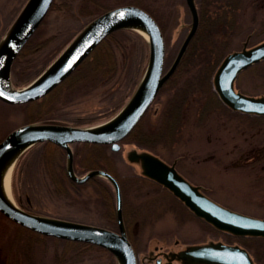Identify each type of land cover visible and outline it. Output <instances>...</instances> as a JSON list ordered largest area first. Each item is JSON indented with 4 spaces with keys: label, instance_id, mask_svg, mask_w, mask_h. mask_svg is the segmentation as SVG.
<instances>
[{
    "label": "rangeland",
    "instance_id": "1",
    "mask_svg": "<svg viewBox=\"0 0 264 264\" xmlns=\"http://www.w3.org/2000/svg\"><path fill=\"white\" fill-rule=\"evenodd\" d=\"M26 1L0 0V40ZM77 1L56 0L57 3L65 2L66 5L60 10L49 11L37 31L36 38L45 39L47 44L26 56L21 64L16 66V74L15 71H11L12 81L15 83L17 80L20 84L19 88L28 85L33 77L52 63L94 16H98L105 9L131 4L135 0H95L82 11L78 9ZM147 2L161 18L167 70L190 29L191 17L184 0H148ZM260 18H264V0H240L236 20L243 25L237 28L232 38L225 41L221 49L222 59L228 53L240 50L245 43L247 46H252L264 40L263 27H260L259 33L254 34L252 38L248 36L251 30L257 27ZM250 27L251 29L248 30ZM130 40L134 44H141L134 36H131ZM128 44L127 50L131 52H128L126 57L122 51L114 52L118 62L117 72L120 70L116 75L113 72L110 76L102 77L100 84L97 82L96 86L90 89L84 88L81 93L75 92V89L73 92L63 91V96L54 108L45 103L43 104L46 108L42 107L41 101L27 107L0 102V141L13 129L28 123V119L31 118L47 117L46 119H54L77 127H92L110 119L129 100L147 65V48L132 49L130 42ZM212 51L219 52V49ZM197 52L198 54L193 53L190 58H186L182 71L188 67L196 74L204 67L202 62L216 61L214 53L211 59L205 54H200L199 45ZM20 66H24L25 69L26 66H30V68L20 72ZM218 66L214 67L211 74L208 71L211 69L209 67L201 77L197 75L198 83L190 90L185 91L183 88L188 84V77L182 71L176 74L167 87H164L166 83L164 84L140 120V129L145 134V138L155 133L156 139H159L152 146L143 147L131 140L122 142L120 149L113 151L106 145L101 149L103 155L97 158L84 145H71L76 171L84 173L89 170L107 169L120 184L126 216H131L133 210L136 215L127 227L139 263L145 257L147 260L148 256L154 255L155 245L165 248L171 246L177 241V235L180 237H178L180 244L204 241L210 244L215 243L216 239L223 238L228 241L232 239L224 237L222 233L214 231L209 225L200 223L188 214L187 209L168 189H159L154 185V181L144 179L139 163L129 161L128 156L133 149L148 150L165 163L173 165L183 178L190 184L204 188L206 191L204 195L221 207L244 216L264 219V117L235 112L224 106L212 84V77ZM199 67L202 68L198 69ZM30 79L31 81L28 82ZM235 88L249 96L264 95V61L239 74ZM182 94L185 97L181 96ZM173 98L180 99L172 107L174 111L179 106V111L175 114L177 120L173 122L175 127L172 133H161L165 129L164 118L171 111L169 106ZM44 114H47L46 117ZM92 157L97 161H87ZM49 158L56 159L60 168L66 163L65 151L50 143L37 144L20 157V162L14 167L11 176V196L14 202L23 210L43 216L116 228V195L113 190V198H110V189L113 188L106 181L101 180L103 185H108L106 186L109 191L108 199L110 205L113 204L114 218L111 220L98 214L96 209L104 211V204L96 198L97 194L92 188L84 190L86 196H91V199L85 203L87 207L79 201L72 203L73 194L68 195L70 184L62 191L65 196H61V193L55 195L49 190L45 191L41 184L46 174L43 166L48 164V167H57ZM88 163L96 164L92 167L88 166ZM44 179L47 185L51 184L49 177ZM72 192L75 193L73 190ZM27 198L31 201L27 202ZM131 210L132 212L129 213ZM6 223L0 224V264H107L109 262L100 253H88L82 261L77 257L72 262L65 261L61 256L64 250L62 244L43 241L34 245L28 238L15 241L18 238V230L11 223ZM243 243L242 247L251 255L253 263L264 264V238H246ZM69 255L71 254L68 252V258H72ZM143 264L155 263L152 260Z\"/></svg>",
    "mask_w": 264,
    "mask_h": 264
},
{
    "label": "water",
    "instance_id": "2",
    "mask_svg": "<svg viewBox=\"0 0 264 264\" xmlns=\"http://www.w3.org/2000/svg\"><path fill=\"white\" fill-rule=\"evenodd\" d=\"M191 17L190 29L176 56L165 69L166 47L158 22L145 9L125 4L106 10L88 22L66 45L56 59L39 73L28 85L19 88L11 77L13 63L28 40L46 18L54 0H27L21 11L0 40V102L23 105L41 99L61 84L111 33L131 30L147 43L148 60L144 73L133 94L110 119L92 126L77 127L67 123L32 122L10 131L0 141V213L11 221L39 234L64 240L86 242L110 251L117 264H137V254L129 240L122 215V195L113 175L101 169L82 177L73 172L75 143L110 145L120 149L122 141L140 122L167 80L174 74L199 26L195 0H184ZM264 61V40L228 53L212 77L215 93L220 101L235 112L264 117V95L249 96L235 88L239 74ZM41 143H51L67 153V168L72 180L83 183L90 177L108 180L116 195L118 232L95 225L71 222L55 217L29 213L20 208L3 190L2 181L7 167L17 161L30 148ZM129 161L139 163L141 174L169 190L196 217L215 229L233 236L264 238V219L252 218L223 208L200 192V187L190 184L173 165L162 161L148 150L133 149ZM11 171V176L12 172ZM11 195V178H10ZM12 197V196H11ZM176 256V254H175ZM175 257L168 259L167 264ZM184 264H254L246 249L222 243L192 246L177 254Z\"/></svg>",
    "mask_w": 264,
    "mask_h": 264
},
{
    "label": "trees",
    "instance_id": "3",
    "mask_svg": "<svg viewBox=\"0 0 264 264\" xmlns=\"http://www.w3.org/2000/svg\"><path fill=\"white\" fill-rule=\"evenodd\" d=\"M147 1L148 0H135V1L131 2V4L137 5L143 9H145L148 13H150L152 15V17L158 22V24H159V26L163 32V28L161 26L160 16H158L155 13V11L153 10V7L151 5H149ZM195 1H196L197 9H198V14H199L198 30H197L196 34L194 35L192 41L190 42V44H189L181 62L179 63L177 69L175 70L174 75H172L173 77H170V79H168V81L166 82L164 87H167V85H169V83H171V81L176 76V74H178L179 72L182 71V69H183L182 66H183L187 57L190 58L191 54H193V53L198 54V52L196 53V50L198 49V45H199L200 54H205L209 57V59H211V57L213 56V53H214L216 61L214 63H212L210 60L202 62L204 67L203 66H202L203 68L199 67L198 69H200V68H202V69H200L201 71L196 73V74L194 71H192L193 70L192 68H191L192 70L188 67L184 68V70L182 72L184 74H187V77H188V82H187L188 84L183 87L184 90L186 91V90H190V89L196 87V85L198 83L197 75H200V77H201L204 74L205 70L209 67H211V69L208 70L209 74L212 73L214 67L218 66L219 65L218 62H220V60L222 59L221 49L223 48L225 41L232 38L235 35L237 28H241L243 25L241 22H238L236 20L237 12L240 9V0H195ZM77 2H78L77 3L78 9L82 11V9H84L87 5L94 3L95 0H78ZM65 5H66L65 2L57 3L56 0H54L49 11H54L56 9L60 10V9L64 8ZM109 9L110 8L105 9L103 12H105L106 10H109ZM96 16H94V18ZM260 27L264 28V18L259 19V21L257 23V27H255L253 30H251V32L248 34V36H250V38H252V36L254 34H258ZM250 29H251V27L248 30H250ZM255 30H257V31L255 32ZM37 31H38V29H37ZM37 31L28 40V42L25 44V46L23 47L21 52L16 57V59L13 63V66H12V72L16 70V66L20 65L21 64L20 62L22 60H24L26 58V56L33 54V52H36L37 50H39V48H42L43 45L47 44V43H45V42H47V41H45V39L40 40L39 38L38 39L36 38ZM219 32H221V34ZM131 36L138 38L140 40L141 44L132 43L130 40ZM128 42H130L132 49L140 47V49L145 50V47H146L148 50L147 43L138 33L131 31V30L115 31V32L111 33L110 35H108L92 51V53L73 71V73L70 76H68L56 88H54L50 93H48L47 95H45L44 97H42L39 100L20 105L19 107H27L28 105L30 106L32 104H36L38 101L39 102L41 101L42 105H43L42 107L46 108V106L43 104V103H45L46 105H51V108H54L57 104V101L60 99L61 96H63V94H62L63 91L64 92H73V90L75 89V92L78 91L79 93H81L84 90V88L90 89V87L96 86L97 82L100 84L102 82L101 80L103 79L102 77L110 76L113 72H114L113 74L116 75L120 70L117 72L118 62L115 58L114 52H115V50H118V51H122L124 56L127 55L128 52H131V50H127L128 45H129ZM214 49H219V52L218 51H212ZM205 65H209V66L206 67ZM124 66H125V64H123V67ZM28 68H30V66H26V69L24 66L19 67V69H21L20 72H23L24 69L27 70ZM121 71H122V69H121ZM16 72L17 71H15L14 73L16 74ZM35 77H33V78H35ZM30 81H31V79L28 82H30ZM15 83H14V85L20 86V84L17 82V80ZM180 92L183 93V91H180ZM181 96L185 97L183 94ZM179 100L180 99H178V98H173L171 105L169 106L172 112L170 111V113H168L169 114L168 116L165 114L167 116L164 118L166 121L164 123L165 129H163V131L161 133H165V134H168L170 132L172 133V131L175 127V124L173 122H176V120H177V118H175V114H177V111H179V106H177V108H175L174 111L172 110V107H173V105H175L174 103L178 102ZM46 115L47 114H44V117H46ZM44 117H42V118H44ZM48 117L51 118L50 116H48ZM46 118H44V119L31 118V119H28V121H29L28 123H31V122L63 123V122L54 121V119H46ZM38 120H40V121H38ZM172 123H173V125H171ZM156 136L157 135L154 133V134H151L145 138V134H143V132L140 129V122H139L131 130V132L123 139V142L133 140L143 147H150L159 140V139H156ZM46 144H48V143H46ZM75 144L84 145L85 148H87L88 151H91L94 154V156H96L97 158L99 156L103 155V151L101 149L106 147V145H103V144H92V143H75ZM93 160L97 161V159L93 158V157L87 161L93 162ZM95 164L91 165L88 163V166L93 167V166H95ZM101 170H103V169H101ZM105 171H108V170L105 169ZM0 218L2 220L0 222V224H2V223L7 224L6 222H8V223H11L12 225H14L15 228H17L18 238L15 241L19 242L21 239L28 238L31 241V243L34 245L37 243L43 242V241H52L53 243L62 244L64 246V250H63V254L61 256H63V260H65V261L72 262L73 260H76L75 259L76 257L79 261H82L84 259V256L88 253H90V254L100 253L101 255L106 257L107 261H109L107 264H117L112 253L110 251H108L107 249L100 247L98 245L90 244V243H86V242L70 241V240H64V239H59V238H54V237L43 236L39 233L30 231V230H28V229H26V228H24L18 224L11 222L1 213H0ZM209 226L214 231L219 232L217 229H214L213 226H211V225H209ZM250 238H256L257 239V238H261V237H250ZM68 252L71 254V255H69V257H72V258H68V256H67ZM88 256H90V255H88Z\"/></svg>",
    "mask_w": 264,
    "mask_h": 264
},
{
    "label": "flooded vegetation",
    "instance_id": "4",
    "mask_svg": "<svg viewBox=\"0 0 264 264\" xmlns=\"http://www.w3.org/2000/svg\"><path fill=\"white\" fill-rule=\"evenodd\" d=\"M122 142L123 141H121L119 143V145H121ZM107 147L110 148V145H107ZM62 150H64V149H62ZM65 153H66V151H65ZM73 156H74V154H73ZM49 160H50V162L53 160L52 161L53 165L54 166L57 165V167H51V166L48 167V164L45 165L43 163L44 164L43 170L46 173V174H44V178L49 177L51 179V184H48L47 185L46 184V180L43 178V183H41V184L43 185L45 191L48 192V190H49V192H53L55 195L57 193H61V196H65L62 193V191H63V189L68 184H70L71 186H70L68 195L71 194V193L73 194L72 198H74L73 199L74 201H72V203L79 201L80 203H84L85 204V203L88 202L89 199H91V196L90 197L86 196L84 190L89 189V188H92L93 191L96 192L95 194L99 195V196L96 195V198H98L99 201L101 200L103 202V204H104V206H103L104 207V211H101V210L96 209L97 212H98V214L100 215V217L103 216L105 218H108L109 220H111L112 218H114L113 204L110 205V201L108 199L109 198V193H108L109 191H108V189L106 187L108 185L107 184L106 185H103L104 183L101 182V180H104V181H106L113 188V186L111 185V183L108 180H106L103 177L98 176L96 178H89L85 183H82V184L76 183L74 180H72V178L69 176V173H68V169H67V153H66V163H65V165H64L63 168H60L59 167V162H57L56 159L49 158ZM52 163H51V165H52ZM90 171H92V170H89L87 172L81 173L79 171H76V169H75V167L73 165V172H74L75 176H77V177H82V176H84L85 174H87ZM142 177L144 179H146V180H149V181L153 182L151 179H149V178H147V177H145L143 175H142ZM153 183H155L154 185L158 186L159 189H163V190L166 189L163 186L157 184L156 182H153ZM197 187H200V186H197ZM72 190L75 193H73ZM113 190H114V188L113 189H110V198L111 197L113 198ZM204 191H205L204 188L203 189L200 188V192L201 193L205 194L206 191L205 192ZM83 194L85 196H83ZM147 197H149V196H147ZM147 197H145V198H147ZM83 198L85 200H83ZM86 198H88V199H86ZM176 199H175V201L179 200V199H177V200ZM30 201L31 200L29 198H27V202H30ZM180 204L187 209L186 211H187L188 214H190L191 216H193L195 219L199 220L200 223H202L204 225L207 224L202 219L196 217L181 201H180ZM122 205H123V195H122ZM124 205H125V202H124ZM124 205L122 207L123 221H124V225H125V230H126L127 236L129 238V240L131 241V238L132 237H131V233H130L127 225L132 220H134V217H136V215H135V212L133 210V213H132L131 216H126V212H125ZM86 207H87V205H86ZM86 207H83V208H86ZM133 208H135V207H133ZM27 212L32 213V214H38V213H35V212H30L29 210ZM131 212H132V210L129 213H131ZM115 219H116L115 221H116V225H117L116 228H114V229L109 228V227H104V228H107V229H110V230H113V231L118 232L119 227H118L117 217ZM218 233H222L224 237L225 236L226 237H229V239H232V240L231 241L223 240V238L222 239H218V240L216 239V242L215 243H222V244L229 245V246H236L237 245L239 247H242V246H244V243H243L244 239L250 238L249 236H237L236 237V236H233L231 234H228V233H225V232H222V231H219ZM178 237L179 236L177 235V241H175V242L172 241L173 244L171 246L166 247V248L165 247H161L159 245H155L153 247L154 255L153 256H150V257L148 256L147 257V260H146V257H145V259H143L142 262H140V263H139V259L137 257V264H143L144 262L147 263V261L150 262L152 260H153V262L155 264H167L168 261H169L168 259H171L172 255L175 258L171 261V264H184L182 261L176 259L177 254H179L181 251L186 250L189 247L198 246V245H205V244H208L209 243V242H205L204 241V242H200V243L197 242V243L180 244V239H179L180 237L179 238ZM218 238H220V237H218ZM233 238L236 239V240L234 241ZM250 239H253V238H250ZM236 241H238V242H236ZM131 243L133 245V242L132 241H131ZM179 245H181V246H179ZM133 247H134V245H133ZM245 248H246V246H245ZM175 254H176V256H175Z\"/></svg>",
    "mask_w": 264,
    "mask_h": 264
},
{
    "label": "bare ground",
    "instance_id": "5",
    "mask_svg": "<svg viewBox=\"0 0 264 264\" xmlns=\"http://www.w3.org/2000/svg\"><path fill=\"white\" fill-rule=\"evenodd\" d=\"M123 141V140H122ZM121 142V141H120ZM119 142V143H120ZM36 146V145H35ZM20 162V159L17 161V163H16V165H15V167L18 165V163ZM12 169H13V161L12 162H10L9 164H8V167H7V172L5 173L6 175H5V178L3 179V181H2V187H3V190H4V192H5V195H6V197L10 200V201H12V197H11V195H10V178H11V171H12ZM68 169V168H67ZM70 176V175H69ZM96 177H98V176H96ZM96 177H90V178H96ZM116 179V178H115ZM86 182V181H85ZM85 182H83V183H85ZM118 182V181H117ZM77 183V182H76ZM79 184H82V183H79ZM120 186V185H119ZM8 219V218H7ZM8 220H10V219H8ZM11 221V220H10ZM11 222H13V221H11ZM13 223H15V222H13ZM15 224H17V223H15ZM19 225V224H18ZM21 226V225H20ZM23 227V226H22ZM24 228H26V227H24ZM26 229H28V228H26ZM28 230H30V229H28ZM30 231H32V230H30ZM34 232V231H33ZM37 233V232H36ZM42 235V234H41ZM43 236H45V235H43ZM49 237V236H48ZM55 238V237H54Z\"/></svg>",
    "mask_w": 264,
    "mask_h": 264
},
{
    "label": "snow or ice",
    "instance_id": "6",
    "mask_svg": "<svg viewBox=\"0 0 264 264\" xmlns=\"http://www.w3.org/2000/svg\"><path fill=\"white\" fill-rule=\"evenodd\" d=\"M0 94H2V93H0Z\"/></svg>",
    "mask_w": 264,
    "mask_h": 264
}]
</instances>
